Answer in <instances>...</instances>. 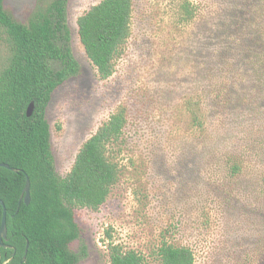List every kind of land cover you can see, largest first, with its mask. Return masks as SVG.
<instances>
[{
  "label": "rangeland",
  "instance_id": "374dc122",
  "mask_svg": "<svg viewBox=\"0 0 264 264\" xmlns=\"http://www.w3.org/2000/svg\"><path fill=\"white\" fill-rule=\"evenodd\" d=\"M51 1L3 6L26 24ZM100 1L67 0L79 71L55 89L45 113L63 178L83 144L126 110L122 143L111 152L119 181L98 210L74 212L77 264H110V243L159 264L153 252L162 242L190 248L194 264H264V0H133L130 38L106 80L77 25ZM185 2L197 9L190 21ZM8 56L0 31V70Z\"/></svg>",
  "mask_w": 264,
  "mask_h": 264
},
{
  "label": "trees",
  "instance_id": "16d2710c",
  "mask_svg": "<svg viewBox=\"0 0 264 264\" xmlns=\"http://www.w3.org/2000/svg\"><path fill=\"white\" fill-rule=\"evenodd\" d=\"M66 7L67 0H52L44 12L21 24L0 0V31L9 55L0 70V163L17 170L0 167L7 227L4 244L9 247H0V262L11 259L9 264H20L27 245L21 264H77L78 256L70 249L79 237L75 210H98L119 181L120 169L111 152L122 143L127 124L124 108L83 144L65 177L55 170L46 108L55 89L79 71L69 47ZM181 9L185 21L196 16L197 9L187 2ZM132 12L133 0H101L77 20L80 43L100 80L112 76L115 62L124 54ZM31 103L34 110L27 117ZM194 121L201 127L197 118ZM26 177L28 205L23 201ZM1 219L0 205V224ZM153 254L159 264L195 262L190 248L166 242ZM108 255L110 264H148L143 255L119 244H108Z\"/></svg>",
  "mask_w": 264,
  "mask_h": 264
},
{
  "label": "water",
  "instance_id": "95a60500",
  "mask_svg": "<svg viewBox=\"0 0 264 264\" xmlns=\"http://www.w3.org/2000/svg\"><path fill=\"white\" fill-rule=\"evenodd\" d=\"M33 110H34V104L31 103L26 109V116L30 117L33 113ZM0 167L9 169L13 172H17L16 169L10 168L8 165L4 163H0ZM23 201L25 205H28L30 203V180L28 177H26V182H25V186L23 189ZM0 205L2 207V219H1V224H0V247L9 248L8 246L4 244V241H7L6 208L4 207V204L1 200H0ZM26 253H27V245L25 249V254L23 256V260L20 262V264L25 260ZM5 264H7V262Z\"/></svg>",
  "mask_w": 264,
  "mask_h": 264
},
{
  "label": "flooded vegetation",
  "instance_id": "af4514ba",
  "mask_svg": "<svg viewBox=\"0 0 264 264\" xmlns=\"http://www.w3.org/2000/svg\"><path fill=\"white\" fill-rule=\"evenodd\" d=\"M4 249H6V248H4ZM5 255H6V254H4V256H5ZM0 257H1V254H0ZM10 261H11V259H8V260L6 259V260L0 262V264H5L6 262H7V264H9Z\"/></svg>",
  "mask_w": 264,
  "mask_h": 264
}]
</instances>
